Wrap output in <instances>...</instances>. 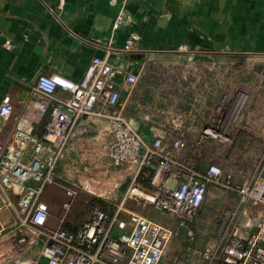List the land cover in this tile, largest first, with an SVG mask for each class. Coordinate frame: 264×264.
Wrapping results in <instances>:
<instances>
[{"label":"crops","instance_id":"obj_1","mask_svg":"<svg viewBox=\"0 0 264 264\" xmlns=\"http://www.w3.org/2000/svg\"><path fill=\"white\" fill-rule=\"evenodd\" d=\"M120 14L122 20L114 28ZM130 35L136 36L140 50L126 53L121 48ZM182 49L229 50L236 57L246 56L264 63V0H0V103L3 96L9 95L13 106L7 119L0 117V139L9 142L16 128L36 134L43 129L48 107L46 98L35 90L40 74H59L79 81L93 56L108 54L114 66L122 70L114 76L121 82L126 72L141 64L146 53L153 56ZM259 65L254 67L256 72H230L233 80L224 91L217 83L179 88L183 100L180 118L170 114L163 127H158L156 120L155 127L151 126L164 135L168 147L182 133L191 145L174 154L181 160L193 161L201 171L208 164L196 160L195 154L203 145L211 142L214 148L207 155L219 157L224 149L220 142H229L227 159L222 160L221 166L232 175L234 186L227 189L208 185L215 189L217 203L228 206L226 214L238 203L235 186L253 175L264 176V88L259 86L262 67ZM222 96H227L230 102L225 111L228 120L217 130L221 136H203L202 130L208 125L205 116H215ZM124 97L122 91V101ZM144 117L136 120L137 125L150 139L156 132ZM109 140L107 121L95 116L78 120L65 155L57 165L58 183L45 188L44 201L48 207L53 204L57 207L56 213L49 212L50 227L61 225L74 230L89 218L87 212L85 218L73 224L75 210L81 203L75 202V196L65 210V188L75 187L78 194L82 184L79 172L101 168L104 161L110 163L106 155ZM197 141L199 144H194ZM255 155L259 158L252 161ZM237 157H244L242 164ZM126 184L127 181L122 185L120 199ZM16 198L10 192L12 204L6 205L0 193V264H42L39 259L42 238L21 224ZM261 211L262 207L241 208L237 223L250 232ZM143 214L162 222L165 215L151 208ZM179 225L184 224L179 221ZM208 239L197 248L187 246L179 260L193 264L197 251L216 241ZM163 259L160 264H166Z\"/></svg>","mask_w":264,"mask_h":264},{"label":"built area","instance_id":"obj_2","mask_svg":"<svg viewBox=\"0 0 264 264\" xmlns=\"http://www.w3.org/2000/svg\"><path fill=\"white\" fill-rule=\"evenodd\" d=\"M121 15L114 28L122 20ZM136 40V36H128L121 50L126 53L140 50ZM150 55L146 53L142 63L126 72L121 82L114 76L122 70L114 66L108 54L93 56L79 81L59 74L38 75L35 90L46 98L48 107L43 129L36 134L16 128L9 142L0 139L2 201L11 205L10 192L17 196L21 224L42 238L39 251L42 264H160L174 230L162 221L128 209L126 202L142 198L153 211L176 217L185 224L202 206L209 184L233 188L232 175L224 172L220 164L209 163L201 171L174 154L191 145L182 133L168 147L164 135L152 129L155 120L144 117L156 132L149 139L138 128L137 121L124 114L122 91L134 95V85ZM260 72L259 86L264 88V67ZM221 105L215 109L217 113ZM12 111L10 96H3L0 117L7 119ZM83 116L107 121L110 135L107 158L115 166L130 169L129 184L112 210L92 206L89 218L74 230L61 225L50 227L49 207L43 199L45 188L58 183L57 165ZM221 122L222 119L214 121L211 117L202 130L203 136H221L217 131ZM235 189L238 203L227 213L226 226L214 243L197 251L193 264H264V176L253 175ZM65 193L63 208L68 210L77 191L69 186ZM247 206L262 207L250 232L237 223L238 210Z\"/></svg>","mask_w":264,"mask_h":264},{"label":"rangeland","instance_id":"obj_3","mask_svg":"<svg viewBox=\"0 0 264 264\" xmlns=\"http://www.w3.org/2000/svg\"><path fill=\"white\" fill-rule=\"evenodd\" d=\"M228 51L182 49L173 52H158L149 56L150 59L143 64L140 80L134 85V95L125 94L123 99L126 101L124 114L135 120H143V117L146 116L158 121V127H163L162 124H165L164 122L170 114L175 116V119L176 117L180 118L178 112L183 100L180 98L179 88L200 84L210 86L217 83L220 85V90L224 91L228 82L233 80L229 76L230 72H256L255 66L261 64L264 67V63H257L247 59L246 56L236 57ZM222 98L223 102L221 99L219 100V104H222L219 112L214 110V121L218 118L222 119L220 128L228 120V113L225 111L229 108L230 102L227 96ZM209 120L211 121V116L208 114L205 116V122L210 123ZM228 145L229 142L221 141L220 146L224 149L220 150L219 157H211L207 154L212 152L214 146L208 141L195 154L196 160L201 159L207 164L218 163L221 165L222 160L227 159L225 154ZM258 158L259 155H255L252 157V161H256ZM237 161L242 164L244 157H237ZM192 163L194 162L192 161ZM103 165L101 168L97 167L86 172H79L83 185L80 183L82 188L80 187L75 202H80L81 205H78L75 210L73 224H76L81 218H85V214L89 212L92 206L112 210L114 203H118L120 200L122 185L126 181L127 188L130 178V171L127 166H115L111 162L108 164L105 161ZM225 168L228 169L229 167L224 166ZM143 182L146 181L143 180ZM215 196L216 192L213 186H208L202 206L194 218L184 225H179L178 218L168 214L164 215L163 223L170 226L174 230V234L166 248L163 262L166 264H184L179 259L183 258V252L187 246L197 248L206 238H209V241L218 239L228 221L225 212L228 210V206L224 203H217ZM130 201L126 206L132 211L144 213L148 208H151V205L142 198ZM56 209L54 204L49 206L51 214L56 213ZM172 260H175L176 263H173Z\"/></svg>","mask_w":264,"mask_h":264}]
</instances>
